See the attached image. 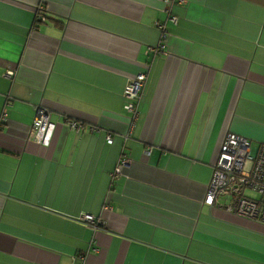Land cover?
Wrapping results in <instances>:
<instances>
[{
  "label": "crops",
  "instance_id": "crops-1",
  "mask_svg": "<svg viewBox=\"0 0 264 264\" xmlns=\"http://www.w3.org/2000/svg\"><path fill=\"white\" fill-rule=\"evenodd\" d=\"M171 1L0 0V264H264V223L204 201L225 131L264 144V0Z\"/></svg>",
  "mask_w": 264,
  "mask_h": 264
},
{
  "label": "built area",
  "instance_id": "built-area-1",
  "mask_svg": "<svg viewBox=\"0 0 264 264\" xmlns=\"http://www.w3.org/2000/svg\"><path fill=\"white\" fill-rule=\"evenodd\" d=\"M166 2L172 1L166 0ZM167 18H170L172 22L177 21V16L170 12ZM155 25L161 30L162 44L160 47L162 48L167 35L165 22L156 21ZM4 74L10 77L13 71L5 70ZM145 76V72H139L125 85L126 102L124 107L132 112V117L137 111V101L140 98ZM10 103L11 99L6 98L0 111V127L8 119ZM68 123L73 129H79L82 126L79 121L74 119H69ZM54 126L50 120L48 109L37 105L31 124L32 138L42 145H47L52 137ZM124 136L128 137L129 133L127 132ZM106 139L107 142H111V134L108 133ZM149 151L150 148H146L145 152L149 153ZM129 161L130 158L126 154H121L112 174H119ZM248 164H250L249 168H247ZM211 165L212 173L204 201L209 205H221L236 215L253 218L264 223V144L254 146L249 138L232 131H225L215 149ZM81 219L93 227L102 224L101 220L89 213L83 214ZM80 257L83 259L82 255Z\"/></svg>",
  "mask_w": 264,
  "mask_h": 264
},
{
  "label": "trees",
  "instance_id": "trees-1",
  "mask_svg": "<svg viewBox=\"0 0 264 264\" xmlns=\"http://www.w3.org/2000/svg\"><path fill=\"white\" fill-rule=\"evenodd\" d=\"M37 19H44V15H43V12L40 11V9L37 10V15H36Z\"/></svg>",
  "mask_w": 264,
  "mask_h": 264
},
{
  "label": "rangeland",
  "instance_id": "rangeland-1",
  "mask_svg": "<svg viewBox=\"0 0 264 264\" xmlns=\"http://www.w3.org/2000/svg\"><path fill=\"white\" fill-rule=\"evenodd\" d=\"M249 167H250V164H248L247 168H249Z\"/></svg>",
  "mask_w": 264,
  "mask_h": 264
}]
</instances>
